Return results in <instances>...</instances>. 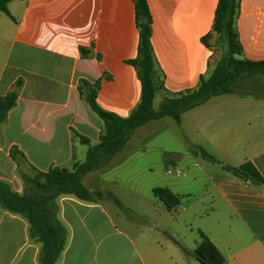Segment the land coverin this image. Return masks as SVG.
I'll use <instances>...</instances> for the list:
<instances>
[{"label":"crops","instance_id":"crops-1","mask_svg":"<svg viewBox=\"0 0 264 264\" xmlns=\"http://www.w3.org/2000/svg\"><path fill=\"white\" fill-rule=\"evenodd\" d=\"M147 2L164 87L154 102L162 103L165 96L196 89L214 69L215 38L208 41L212 47L203 38L212 30L219 0ZM8 9L12 22L0 29V96L17 91L18 100L0 124V181L23 194L34 190L23 174L72 169L85 161L89 146L98 144L103 123L80 97V80H100L98 105L122 119L140 103L141 81L127 63L138 55L139 30L133 0H13ZM237 30L242 57L264 60V0H241ZM81 48L90 56L83 58ZM179 123L188 136L185 159L206 177L197 202L169 211L151 199L157 186L133 167L124 178L110 176L119 157L135 152L129 158L135 161L136 154L152 151L132 147L131 138L105 168L84 176L96 202L72 195L56 199L57 218L67 231L58 264H200L193 257L200 231L227 264H264V188L245 185L222 170L223 164L251 162L264 178V74L237 80L232 93L212 97L184 113ZM190 145L212 150L217 168L201 167ZM153 151L156 160L145 169L162 164L165 149ZM120 183L142 202L129 207L147 218L142 225L118 208L112 187ZM167 187L179 197L176 187ZM41 248L30 236L28 220L0 205V264H41Z\"/></svg>","mask_w":264,"mask_h":264},{"label":"trees","instance_id":"trees-1","mask_svg":"<svg viewBox=\"0 0 264 264\" xmlns=\"http://www.w3.org/2000/svg\"><path fill=\"white\" fill-rule=\"evenodd\" d=\"M11 1L13 0H0V11L8 16L10 15L8 4ZM133 1L139 30L138 55L127 63L136 69L141 81L140 103L128 118L122 119L98 105L100 80L95 82L80 80L78 85L80 97L103 123L99 142L95 146H89L85 161L75 163L72 169L55 167L48 172L23 174V182L34 187V190H26L23 194L15 192L8 183L0 181V205L28 220L30 236L42 244L39 257L41 264H58L67 241L66 228L57 218L56 199L61 195H72L85 202H96V195L83 183L84 176L105 168L117 153L123 151L138 128L164 117H172L180 122L184 113L205 104L212 97L232 93L237 80L264 74V60L250 61L242 57L243 49L237 30L241 0H219L212 30L203 38V42L212 47L208 41L215 38L216 43L221 42L225 47L224 54L209 76L201 78L196 89L165 96L159 109H156L154 100L164 87L152 47V16L147 0ZM80 51L83 58L90 56L89 49L81 48ZM17 100V91L0 96V124L17 105ZM80 140L84 144H89L86 138L81 137ZM190 149L196 155L217 162L214 156L199 146L190 145ZM16 154L17 148L12 147L10 155L14 161H17ZM222 170L245 185L264 188V178L251 162L241 166L223 164ZM153 194L169 211L180 205V198L168 187H156ZM116 202L119 203L118 200ZM199 234L200 242L193 257L200 264H227L226 258L211 239L201 231Z\"/></svg>","mask_w":264,"mask_h":264},{"label":"rangeland","instance_id":"rangeland-1","mask_svg":"<svg viewBox=\"0 0 264 264\" xmlns=\"http://www.w3.org/2000/svg\"><path fill=\"white\" fill-rule=\"evenodd\" d=\"M5 22L12 21L7 14L0 11V29L4 28L3 24ZM214 47L215 58L216 60H219L225 52V47L221 42L219 44V42L216 43V41H214ZM160 105L161 103L158 100L154 102L156 109H159ZM143 128L144 129L141 128L142 131L136 130L134 132L131 146L138 148L145 147L152 151L145 157H139L140 153L136 154L135 161L129 159L135 152L130 153L124 160L119 157L120 162L118 160L115 161V166L113 167L110 176L119 175L124 178V176H128V170L133 167L132 171L139 172V176L151 185L157 187L173 185L176 187L177 191H179L178 193L181 200L180 206L177 210H181V208L186 207L189 203L197 202L199 195L204 188L206 177L200 173V170L197 167L193 166L190 161L185 159L189 156L187 153L189 151L186 148L188 145V136L185 128L172 117H166L161 121L154 123V125ZM157 147H161L166 151L165 154L162 152L160 153V160L162 162L161 166L155 168V170L145 169L144 167L148 162H154L156 160L155 156L158 152L153 151V149ZM201 148L208 154L216 156L212 150L203 147ZM129 150L130 149H128V153ZM192 156H194V159L197 160L199 165L206 170L211 169L212 167L217 168L216 166H218L216 162L206 159L202 155L192 153ZM126 160L128 161L124 163ZM131 164L132 166H129ZM175 165L176 168H174ZM137 166H139V168ZM112 190L119 198L121 205H118V208L123 214L137 225H142L147 218H141L138 215V212L129 209L130 206H140L142 202L139 199H136L137 197L134 198L130 195L128 186L123 185L122 183H120L117 188L116 185L113 186ZM150 196L152 200H156V202L163 207V203L155 198L154 194L151 192ZM195 232H198V229H195Z\"/></svg>","mask_w":264,"mask_h":264}]
</instances>
